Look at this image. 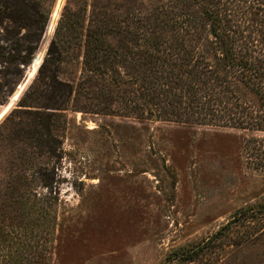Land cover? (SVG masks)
<instances>
[{
	"label": "rangeland",
	"instance_id": "obj_1",
	"mask_svg": "<svg viewBox=\"0 0 264 264\" xmlns=\"http://www.w3.org/2000/svg\"><path fill=\"white\" fill-rule=\"evenodd\" d=\"M165 1L0 0V221L42 264H264V131L122 116L85 65L98 29L125 75Z\"/></svg>",
	"mask_w": 264,
	"mask_h": 264
},
{
	"label": "trees",
	"instance_id": "obj_2",
	"mask_svg": "<svg viewBox=\"0 0 264 264\" xmlns=\"http://www.w3.org/2000/svg\"><path fill=\"white\" fill-rule=\"evenodd\" d=\"M155 17L161 32L143 55L123 59L126 79L112 68L117 53L102 47L98 29L86 33L85 65L104 64L99 73L115 80L110 95L121 99L122 116L264 131V0H167ZM121 83L134 84L132 95H117ZM11 225L0 221V264H42L38 248Z\"/></svg>",
	"mask_w": 264,
	"mask_h": 264
},
{
	"label": "water",
	"instance_id": "obj_3",
	"mask_svg": "<svg viewBox=\"0 0 264 264\" xmlns=\"http://www.w3.org/2000/svg\"><path fill=\"white\" fill-rule=\"evenodd\" d=\"M22 92V86H18L14 89V91L12 92V94L10 95V98L8 99V101L6 102V104L3 106V111L7 110L13 106V104L15 103V101L17 100V98L19 97V95Z\"/></svg>",
	"mask_w": 264,
	"mask_h": 264
}]
</instances>
